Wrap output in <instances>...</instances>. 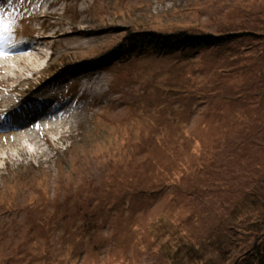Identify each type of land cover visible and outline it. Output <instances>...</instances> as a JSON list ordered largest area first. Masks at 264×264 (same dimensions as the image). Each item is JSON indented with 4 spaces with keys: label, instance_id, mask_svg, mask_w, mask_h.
<instances>
[{
    "label": "rangeland",
    "instance_id": "rangeland-1",
    "mask_svg": "<svg viewBox=\"0 0 264 264\" xmlns=\"http://www.w3.org/2000/svg\"><path fill=\"white\" fill-rule=\"evenodd\" d=\"M126 27L233 35L158 57L117 50ZM244 31L264 33V0H0V264H230L251 249L264 38Z\"/></svg>",
    "mask_w": 264,
    "mask_h": 264
},
{
    "label": "trees",
    "instance_id": "trees-1",
    "mask_svg": "<svg viewBox=\"0 0 264 264\" xmlns=\"http://www.w3.org/2000/svg\"><path fill=\"white\" fill-rule=\"evenodd\" d=\"M125 36L122 43L119 45L117 50L122 49L125 52L147 50L155 54L158 57H167L177 52H185L189 49H199V48H210L212 45L227 43L230 41V33H197L192 34L187 30L179 31H165V32H155L151 30L144 31H132L126 27ZM239 35L247 36H259V38H264V33L262 34H252L250 32L244 31L239 32ZM219 41V42H218ZM217 42V43H216ZM118 54V51L114 50L112 56ZM142 55V54H141ZM130 55H127L125 59H128ZM238 138H233L230 140H237ZM230 149L235 150L238 145L234 141H230L228 146ZM264 180V178H263ZM252 192L249 191L245 195H249ZM264 204V202H263ZM249 210V208H248ZM49 219V218H48ZM225 222H227L225 220ZM257 239L252 243L251 249H246L245 252L236 258L231 257L230 264H264V231L257 233ZM241 257V258H240Z\"/></svg>",
    "mask_w": 264,
    "mask_h": 264
},
{
    "label": "bare ground",
    "instance_id": "bare-ground-1",
    "mask_svg": "<svg viewBox=\"0 0 264 264\" xmlns=\"http://www.w3.org/2000/svg\"><path fill=\"white\" fill-rule=\"evenodd\" d=\"M0 51H3V39H1L0 40ZM66 103L67 104H69V101H66V102H64V105H59V106H57V108H54L55 109V111H54V114L55 113H57V112H62V111H64L65 110V108H66ZM20 104H22V105H24V106H27L26 104H25V102H22V103H20ZM47 106V103H43V104H41V107L39 106V108H38V106H37V108L38 109H41V110H45V112L46 113H44V114H51L52 113V110H48V108L46 107ZM41 110H38V112H40Z\"/></svg>",
    "mask_w": 264,
    "mask_h": 264
}]
</instances>
